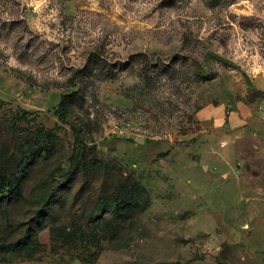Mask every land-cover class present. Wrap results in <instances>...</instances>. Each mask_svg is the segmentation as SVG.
Returning a JSON list of instances; mask_svg holds the SVG:
<instances>
[{"label":"rangeland","instance_id":"374dc122","mask_svg":"<svg viewBox=\"0 0 264 264\" xmlns=\"http://www.w3.org/2000/svg\"><path fill=\"white\" fill-rule=\"evenodd\" d=\"M2 171L0 264H264V0H0Z\"/></svg>","mask_w":264,"mask_h":264},{"label":"trees","instance_id":"16d2710c","mask_svg":"<svg viewBox=\"0 0 264 264\" xmlns=\"http://www.w3.org/2000/svg\"><path fill=\"white\" fill-rule=\"evenodd\" d=\"M0 195H19V187H12L7 182L3 171L0 172Z\"/></svg>","mask_w":264,"mask_h":264},{"label":"water","instance_id":"95a60500","mask_svg":"<svg viewBox=\"0 0 264 264\" xmlns=\"http://www.w3.org/2000/svg\"><path fill=\"white\" fill-rule=\"evenodd\" d=\"M144 140L142 139L141 142H143Z\"/></svg>","mask_w":264,"mask_h":264}]
</instances>
